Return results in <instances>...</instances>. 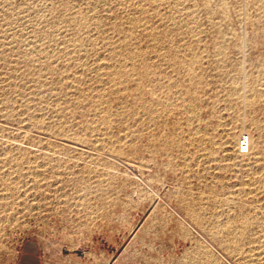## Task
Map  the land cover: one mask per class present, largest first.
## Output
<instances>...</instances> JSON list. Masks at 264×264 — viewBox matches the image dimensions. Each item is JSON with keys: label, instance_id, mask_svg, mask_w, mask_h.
<instances>
[{"label": "rangeland", "instance_id": "rangeland-1", "mask_svg": "<svg viewBox=\"0 0 264 264\" xmlns=\"http://www.w3.org/2000/svg\"><path fill=\"white\" fill-rule=\"evenodd\" d=\"M137 232L264 264V0H0V264Z\"/></svg>", "mask_w": 264, "mask_h": 264}, {"label": "crops", "instance_id": "crops-1", "mask_svg": "<svg viewBox=\"0 0 264 264\" xmlns=\"http://www.w3.org/2000/svg\"><path fill=\"white\" fill-rule=\"evenodd\" d=\"M135 233L128 241L111 242L101 238L91 245H85L83 255L84 264H172V236L169 244L162 240L154 245L146 234ZM21 264H45L36 254L26 255Z\"/></svg>", "mask_w": 264, "mask_h": 264}, {"label": "built area", "instance_id": "built-area-1", "mask_svg": "<svg viewBox=\"0 0 264 264\" xmlns=\"http://www.w3.org/2000/svg\"><path fill=\"white\" fill-rule=\"evenodd\" d=\"M250 151V137L242 136L238 144V152L241 155H247Z\"/></svg>", "mask_w": 264, "mask_h": 264}, {"label": "bare ground", "instance_id": "bare-ground-1", "mask_svg": "<svg viewBox=\"0 0 264 264\" xmlns=\"http://www.w3.org/2000/svg\"><path fill=\"white\" fill-rule=\"evenodd\" d=\"M147 5H148V4H147ZM137 73H138V72H137ZM140 74H143V73H140ZM146 74H147V72H146ZM149 75H150V74H149ZM121 76H122V74H121ZM136 76H137V75H136ZM142 76H144V75H142ZM145 76H146V75H145ZM137 77H138V76H137ZM144 78H145V77H144ZM144 78H143V80H145V79L147 80V78H145V79H144ZM148 78H149V76H148ZM137 79H138V78H137ZM137 79H136V80H137ZM139 79H141V77H140ZM141 80H142V79H141ZM140 82H141V81H140ZM111 83H112V82H111ZM136 83H137V82H136ZM136 83H135V84H136ZM137 84H138V83H137ZM142 84H144V83H142ZM144 85H145V84H144ZM139 86H141V85H139ZM112 87H113V86H112ZM125 88H126V87H125ZM143 88H144V87H143ZM112 89H113V88H112ZM137 89H138V88H137ZM138 90H139V89H138ZM97 91H98V90H97ZM100 92H101V91H100ZM139 92H140V91H139ZM145 93H146V92H145ZM139 94H140V93H139ZM141 95H142V94H141ZM143 95H144V94H143ZM145 95H146V94H145ZM115 96H116V95H115ZM139 96H140V95H139ZM99 99H100V98H99ZM156 101H157V100H156ZM99 102H100V101H99ZM153 102H154V101H153ZM149 103H150V102H149ZM154 103H155V102H154ZM165 103H166V102H165ZM107 104H108V103H107ZM155 104H156V103H155ZM148 105H149V104H148ZM161 105H162V104H161ZM146 106H147V105H146ZM150 106H151V104H150ZM168 106H169V105H168ZM155 107H156V105H155ZM108 108H109V107H108ZM108 108H107V109H108ZM141 108H142V107H141ZM143 108H145V106H144ZM146 108H147V107H146ZM109 109H110V108H109ZM128 110H129V109H128ZM150 111H152V108H151ZM154 111H155V110H154ZM153 114H154V113H153ZM249 152H250V151H249ZM248 154H249V153H248Z\"/></svg>", "mask_w": 264, "mask_h": 264}]
</instances>
